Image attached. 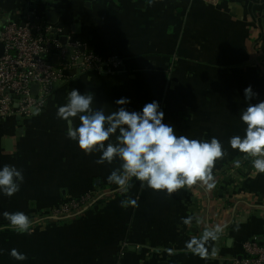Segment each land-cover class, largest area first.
<instances>
[{
	"label": "crops",
	"instance_id": "crops-1",
	"mask_svg": "<svg viewBox=\"0 0 264 264\" xmlns=\"http://www.w3.org/2000/svg\"><path fill=\"white\" fill-rule=\"evenodd\" d=\"M32 2L59 14L54 27L67 43L121 63L112 74L71 70L43 110L0 119V166L15 165L24 176L17 193L0 194V213L22 211L31 221L30 234H21L0 215V264H232L244 258L247 242L264 247V174L228 144L244 133V89L258 93L251 103L264 100V0H0V28L22 22ZM72 88L92 94V107L106 114L121 97L130 99L129 111L159 101L177 135L217 137L225 155L214 165L216 186L197 183L170 196L135 178L127 192L109 184L120 162L96 164L99 153L80 150L56 115ZM90 191L89 207L52 216ZM126 196L138 206L121 207ZM187 216L202 221L184 225ZM218 223L228 227L205 252L186 248ZM12 249L26 259L12 257Z\"/></svg>",
	"mask_w": 264,
	"mask_h": 264
},
{
	"label": "clouds",
	"instance_id": "clouds-1",
	"mask_svg": "<svg viewBox=\"0 0 264 264\" xmlns=\"http://www.w3.org/2000/svg\"><path fill=\"white\" fill-rule=\"evenodd\" d=\"M258 93L249 85L244 89L246 107L239 113L245 125L243 135L229 137L228 144L233 150L251 157V166L257 174H264V100L251 103ZM94 96L72 88L67 102L57 108V117L65 122L68 139L75 141L86 155L99 153L95 163L112 164L118 160L119 167L113 168L107 182L127 192L129 182L135 178L141 188L162 191L168 195L178 190L191 188L197 183L205 190L216 186L214 165L225 155L222 142L215 136L210 139L191 138L177 135L171 123H165V113L159 101L146 103L140 111H129L125 106L131 101L121 97L115 101L120 105L108 114L103 108L92 107ZM79 120L74 124L73 118ZM239 166L240 161H234ZM24 181L23 173L15 165L0 166V194L12 196L20 190ZM123 208L137 207V200L126 196L120 201ZM9 226L18 233L30 234V218L22 211L0 213ZM184 225L199 216L181 218ZM227 224L205 227L201 234L193 235L185 242L186 248L203 253L206 245L218 241L227 229ZM10 255L17 260L26 259L16 249Z\"/></svg>",
	"mask_w": 264,
	"mask_h": 264
},
{
	"label": "built area",
	"instance_id": "built-area-1",
	"mask_svg": "<svg viewBox=\"0 0 264 264\" xmlns=\"http://www.w3.org/2000/svg\"><path fill=\"white\" fill-rule=\"evenodd\" d=\"M34 1V0H32ZM214 4L216 0H206ZM26 25L8 22L0 28V119L12 116L29 117L44 109L54 85L67 76L71 70L81 73L105 72L112 74L120 60H104L93 51H82L76 42L63 44L61 31L46 22L33 2L27 6ZM40 24L36 25V21ZM35 31V33H34ZM38 85L36 94L31 87ZM90 191L77 198L68 199L52 210L56 218L74 215L95 201ZM245 256L232 264H264V247L256 238L244 246Z\"/></svg>",
	"mask_w": 264,
	"mask_h": 264
},
{
	"label": "water",
	"instance_id": "water-1",
	"mask_svg": "<svg viewBox=\"0 0 264 264\" xmlns=\"http://www.w3.org/2000/svg\"><path fill=\"white\" fill-rule=\"evenodd\" d=\"M39 12H40V11H39ZM40 13H41V12H40ZM25 14H27V11H25ZM42 14H43L44 17H45L46 22L49 23V24H51V25H53V26H55V25L57 24L58 18L60 17L58 13H56V12H52V11H51V12H48V10H46L45 12H42ZM25 19H26V17H25L24 20L21 22V24H22L23 26L26 25V21H25ZM39 24H40V20H37V21H36V25H39ZM56 31H57V30H56V27H55L54 32H56ZM34 33H35V31H34ZM66 41H67V38H66V37H62V38H61V42H62L63 44H66ZM81 50L84 51V48H81ZM2 51H3V45L0 43V55L2 54ZM31 90H32V93H33V94H36V93H37V90H38V85H33V86L31 87ZM33 112H35V110H33Z\"/></svg>",
	"mask_w": 264,
	"mask_h": 264
}]
</instances>
